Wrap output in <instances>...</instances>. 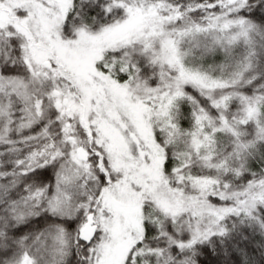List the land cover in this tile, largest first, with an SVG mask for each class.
<instances>
[{"label":"snow or ice","instance_id":"snow-or-ice-1","mask_svg":"<svg viewBox=\"0 0 264 264\" xmlns=\"http://www.w3.org/2000/svg\"><path fill=\"white\" fill-rule=\"evenodd\" d=\"M0 264H264V0H0Z\"/></svg>","mask_w":264,"mask_h":264}]
</instances>
